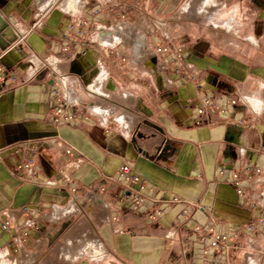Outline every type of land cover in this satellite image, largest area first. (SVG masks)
<instances>
[{
    "label": "crops",
    "instance_id": "crops-1",
    "mask_svg": "<svg viewBox=\"0 0 264 264\" xmlns=\"http://www.w3.org/2000/svg\"><path fill=\"white\" fill-rule=\"evenodd\" d=\"M118 1L122 30L111 26ZM105 2L113 3L80 0L72 13L50 2L0 0L1 61L19 78L0 84V217L11 211L13 220L9 231L0 228V264L9 257L12 264H208L210 238L197 227L238 235L222 264H264V0ZM84 18L90 28L70 32ZM138 36L142 58L131 45ZM161 44L182 46V72L197 80L176 72L153 48ZM31 56L45 63L34 76ZM101 71L99 95L88 87ZM61 79L75 121L57 125ZM207 98L226 113L198 115ZM124 164L147 181L155 202H122ZM244 166L252 176L243 177L239 195L232 175ZM90 247L101 254H87Z\"/></svg>",
    "mask_w": 264,
    "mask_h": 264
},
{
    "label": "built area",
    "instance_id": "built-area-1",
    "mask_svg": "<svg viewBox=\"0 0 264 264\" xmlns=\"http://www.w3.org/2000/svg\"><path fill=\"white\" fill-rule=\"evenodd\" d=\"M95 12H98L96 10ZM91 26V19L90 18H84L76 23L70 25L69 30L70 32L72 31H77L79 35L83 34V31L90 28ZM16 45L11 46L10 50L14 49ZM67 50V48H65ZM160 53L167 57L172 58V65L174 67V70L176 72H181L183 73V78L186 80H197L195 77H190L188 76L187 73L182 72L184 68V57H185V49L182 47H172L170 45H159V50ZM30 65L27 67V72L29 73L30 76H34L36 72L43 68L45 66V63L43 61H40L39 59H35L34 57H30ZM1 56H0V84H5L9 86H14L18 83L19 78L16 73L8 69L1 61ZM107 78V74L105 71L100 72V79L99 83L97 84H92L88 88L92 92L102 95L103 93L101 92L102 87L100 82L104 81ZM59 89H62L64 91V94H61L59 92ZM59 89L54 90V95L56 97V107L54 109V122L57 125L60 124H65V123H72L75 121V116L73 113L69 112V109L72 107V104L70 100H68L65 90L67 89V81L65 79H61L60 81V87ZM76 104V102H75ZM229 104L232 106H236L238 104L237 100L233 97H229ZM192 107V102L188 103L186 105V109L190 110ZM212 109H217L219 110L220 113L225 114L226 111L222 109L221 107L217 106V104L207 98L203 102V106L197 110L198 115H204L208 113ZM95 113L96 110H94ZM245 121L240 120L239 125H244ZM73 150L71 148H68L66 150V154L70 155L72 154ZM33 163V159L28 158L27 163L25 164L26 167H30L31 164ZM251 166H244L241 170H238L232 175L233 178V183L236 187L237 193L239 195H244L245 190H244V180L243 176L251 171ZM226 172V168H222L220 171V176H223ZM260 172V170H258ZM118 182L120 183L121 186V191H120V198L122 202L132 205V206H143L147 204L150 201L155 202V200H152L148 195H147V187L148 183L145 179L142 178V176L134 171L131 165L129 164H124L119 168L118 172ZM174 202L177 203H187L185 201H182L180 198L175 197L173 198ZM196 208L201 209L204 212H207V208L205 206L201 205H194ZM24 212H28L27 208L23 209ZM164 213L163 208L158 207L156 209V214L157 215H162ZM188 210L183 211V216H187ZM3 218L1 219L0 217V228L3 231H9L12 229V214L11 211H5L2 214ZM261 223L264 224V213L262 214V219ZM22 228V229H21ZM19 227V229L24 230L23 227ZM253 226L250 225L248 227L249 230H253ZM196 231L202 234L204 237H209L210 238V246L207 247L206 249L203 250V257H209L208 264H222V260H229L231 257L232 252L234 251V244L238 238L237 234L233 235H228V234H222L217 231H215L214 228L208 227L206 229H201L200 227L196 228ZM27 233H25L26 236ZM24 236V237H25ZM20 243L22 244L24 241H26L25 238H20ZM211 252H213L214 256L210 258Z\"/></svg>",
    "mask_w": 264,
    "mask_h": 264
},
{
    "label": "rangeland",
    "instance_id": "rangeland-1",
    "mask_svg": "<svg viewBox=\"0 0 264 264\" xmlns=\"http://www.w3.org/2000/svg\"><path fill=\"white\" fill-rule=\"evenodd\" d=\"M97 1H99V2H101V4L103 3H105V5L104 6H111L112 5V3L113 2H111V5H110V2H105L104 0H97ZM106 3H107V5H106ZM117 3H119V4H117L118 6L117 7H113V6H111V13H113V19H112V22H113V24H111V26L112 25H114V26H117V29H123V27L122 26H119V28H118V25H120L121 24V22H124V19L122 18V16L123 15H125V13L123 12L124 11V8H123V4H121L120 3V1H118ZM78 4H79V1H78ZM48 5V7H49V4H47ZM53 6V7H52ZM51 7L52 8H54V9H57V8H66L67 10H70V9H72L73 10V12L72 13H76L78 10H76L78 7H76V6H74L73 5V7H69L68 5H66V0H61L60 2H58V3H56V4H54V5H52ZM63 6V7H62ZM50 8V7H49ZM107 8V7H106ZM108 9V8H107ZM110 9V8H109ZM171 13H169V14H166L165 16H163L164 17V19H163V22H166L167 21V19H168V22H169V24L172 22L171 21ZM134 20V18L131 20V21H133ZM184 23V25L186 26L187 25V21H185V22H183ZM121 33H122V35H123V32L121 31ZM114 42H116V41H114ZM113 42V43H114ZM180 47H182V46H180ZM118 48H122V50L124 51V53H125V55L127 56V58L128 57H130L131 56V51H130V49L128 48V46H126V45H124V44H121L120 46H118ZM153 48L154 49H156L157 51L159 50V45L158 46H153ZM133 50V49H132ZM159 52V51H158ZM160 53V52H159ZM162 54V53H161ZM248 177V178H251V176H252V174H251V171L249 172V173H247V174H245L243 177ZM9 260L8 261H6V263H4V264H12V258L11 257H9L8 258ZM17 264H18V262H17Z\"/></svg>",
    "mask_w": 264,
    "mask_h": 264
},
{
    "label": "bare ground",
    "instance_id": "bare-ground-1",
    "mask_svg": "<svg viewBox=\"0 0 264 264\" xmlns=\"http://www.w3.org/2000/svg\"><path fill=\"white\" fill-rule=\"evenodd\" d=\"M60 1L61 0H36L37 4L39 6H40V4L42 2H45V3L46 2H50V5L52 6V5H54V4H56V3L60 2ZM78 1H80V0H66V5H68L69 7H73V5L78 7L79 6ZM123 35H122L121 32H118L117 38L118 37L124 38L125 35L124 36ZM143 41H144V39L141 36H138V39L136 41H134V42L131 41L132 42L131 45H132L133 52L135 53V55L138 58H142L143 53H144L145 45H144ZM95 110H96L97 113L100 114L99 109H95ZM86 253L91 255V256H99L101 254V252L99 253L98 250H95V248H91V247L87 249Z\"/></svg>",
    "mask_w": 264,
    "mask_h": 264
}]
</instances>
